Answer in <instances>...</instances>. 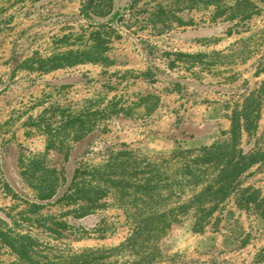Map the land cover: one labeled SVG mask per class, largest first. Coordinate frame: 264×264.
I'll return each instance as SVG.
<instances>
[{
	"label": "rangeland",
	"instance_id": "rangeland-1",
	"mask_svg": "<svg viewBox=\"0 0 264 264\" xmlns=\"http://www.w3.org/2000/svg\"><path fill=\"white\" fill-rule=\"evenodd\" d=\"M90 1L0 0V219L13 231L36 238L42 263L114 247L132 225L111 204L112 196L106 199L109 205L92 215L65 217L75 230L59 234L48 228L47 218L60 217L67 208L28 209L36 194L21 175V162L46 149V136L30 124L32 118L54 105L77 111L88 99L113 98L129 107L154 94L158 106L150 115L102 120L83 139L71 142L67 160L52 151L45 163L57 169L84 167L128 148L169 159L175 170L177 147L190 149L225 137L232 109L264 79V0H250L254 7L244 13L242 0H113L106 16L98 14L105 3L88 7ZM98 23L114 28L111 64L89 62L49 72L26 67L83 48ZM178 52L204 56L181 61ZM262 111L264 127V101ZM256 141L245 137L242 146L251 151ZM238 189L264 197V168L251 167ZM234 200L230 197L202 231L193 229L191 214H181V222L159 241L163 257L154 264H256L255 254L264 246V218ZM101 223L107 227L103 236L94 232ZM101 254L99 264L124 263L125 257ZM0 264L27 263L0 240Z\"/></svg>",
	"mask_w": 264,
	"mask_h": 264
},
{
	"label": "trees",
	"instance_id": "trees-1",
	"mask_svg": "<svg viewBox=\"0 0 264 264\" xmlns=\"http://www.w3.org/2000/svg\"><path fill=\"white\" fill-rule=\"evenodd\" d=\"M100 1L105 4L98 14L106 16L111 12L113 0ZM100 1L91 0L88 7L95 4L97 8L101 6ZM241 2L243 13L254 7L250 0ZM105 7L109 9L106 11ZM113 31L109 23H98L89 32L83 48L41 58L36 68L29 64L26 67L49 72L89 62L109 65L112 63L108 53ZM203 56L202 53L178 52L181 61L199 60ZM158 100L154 94H147L133 106L124 107L113 98L107 102L103 99L95 102L96 99L91 98L77 111L54 105L32 118L30 124L46 136V149L28 155V161L21 162V175L36 194V199L28 202V209L38 212L47 205L67 208L60 217L47 218L51 221L48 228L59 234L65 229L75 230V225L65 217L92 215L109 205L106 199L112 196L111 204L123 210L132 230L114 247L86 249L64 259H49L42 263L37 257L36 238L29 233L13 231L0 219V240L18 259L27 264H99L101 253H109L125 257L123 264H154L163 257L159 241L175 223L181 222V214H191L193 229L202 231L213 221L215 213L220 214L230 197H234L236 205L244 209L254 207L264 218V197H259L256 190L238 189L242 176L251 167L264 168V127L261 124L264 79L232 109L231 124L225 137L190 149L177 147L179 166L175 170H171L169 159H154L128 148L112 151L106 161L94 165L61 169L46 165V156L52 151L63 154L67 160L71 142L83 139L100 121L119 116L145 117L157 108ZM245 137L257 139L256 147L251 151L242 146ZM176 154L175 151L170 159L175 160ZM106 231L103 223L94 229L100 236ZM247 243L244 241L242 246ZM254 262L264 263V246L256 252Z\"/></svg>",
	"mask_w": 264,
	"mask_h": 264
}]
</instances>
